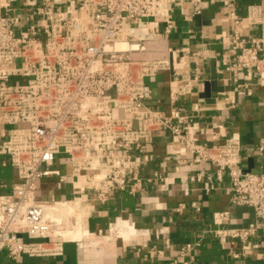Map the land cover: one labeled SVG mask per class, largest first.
I'll use <instances>...</instances> for the list:
<instances>
[{"label": "built area", "instance_id": "built-area-1", "mask_svg": "<svg viewBox=\"0 0 264 264\" xmlns=\"http://www.w3.org/2000/svg\"><path fill=\"white\" fill-rule=\"evenodd\" d=\"M15 1L0 4V155L20 181L0 194V253L13 260L60 255L66 221L81 219L82 196L106 203L116 192H142L146 144L160 131L173 137L177 164L210 165L218 181H228L232 204L254 212L245 228L208 232L241 242L243 256L257 249L264 172L242 168L240 136L199 142L192 116L177 106L163 115L150 104L148 80L171 70L179 54L165 37L177 27L172 11L183 0H30L25 22ZM229 44L224 70L236 90L243 92L241 75L264 86V41L246 43L234 30ZM57 160L70 167L68 177ZM49 177L76 195L37 200L38 184ZM195 247L182 246L171 264H198Z\"/></svg>", "mask_w": 264, "mask_h": 264}, {"label": "crops", "instance_id": "crops-1", "mask_svg": "<svg viewBox=\"0 0 264 264\" xmlns=\"http://www.w3.org/2000/svg\"><path fill=\"white\" fill-rule=\"evenodd\" d=\"M29 1L12 4L24 22L31 11ZM194 1L183 0L173 7L177 27L165 39L179 54L174 56L171 70L148 80L154 88L150 104L163 115L177 106L184 115L192 116L199 127V142L223 143L238 134L242 168L264 172V153L259 154L264 146V86L241 75L237 85L243 92L239 93L224 70L234 30L246 43L255 38L264 41V0ZM196 16L202 17L198 23ZM213 61L222 91H211L205 97L206 84L213 79ZM172 141L170 133L160 131L146 144L149 160L141 171L142 192H116L106 203L82 196L81 232L75 240L64 236L60 255L13 260L1 252L0 264H170L186 244L196 246L193 256L198 264H264V222L252 238L259 247L245 256L238 240H220L208 232L245 228L254 222V212L232 204L228 181H218L210 165L177 164L171 154ZM56 168L70 175V167L59 160ZM19 181L9 159L0 155V194H10ZM75 195L70 184L59 186L56 177L44 178L36 190L39 201H66ZM119 225L132 228L131 235H119L115 229ZM65 228L64 234L75 229L71 219Z\"/></svg>", "mask_w": 264, "mask_h": 264}, {"label": "water", "instance_id": "water-1", "mask_svg": "<svg viewBox=\"0 0 264 264\" xmlns=\"http://www.w3.org/2000/svg\"><path fill=\"white\" fill-rule=\"evenodd\" d=\"M202 17L201 16H196L195 18H194V20L198 23V21L201 19ZM206 24H208V22L206 23ZM196 30L198 31L199 29L198 28H196ZM212 77H213V79L210 81V82H208L207 84H206V94H205V97L206 96H208L209 97V95H210V92L211 91H222V88H219V86H218V84H217V81H216V68H215V65H214V61L212 62ZM246 171H250V170H246Z\"/></svg>", "mask_w": 264, "mask_h": 264}, {"label": "bare ground", "instance_id": "bare-ground-1", "mask_svg": "<svg viewBox=\"0 0 264 264\" xmlns=\"http://www.w3.org/2000/svg\"><path fill=\"white\" fill-rule=\"evenodd\" d=\"M120 226V227H119ZM118 227L115 226V229H117L116 231H119V235L121 236H130L132 233V228H129L128 225H119ZM76 230L73 231H69L67 233L64 234L66 239H74L76 236L78 237L77 233L80 231V227H76ZM81 232V231H80ZM68 237V238H67Z\"/></svg>", "mask_w": 264, "mask_h": 264}, {"label": "rangeland", "instance_id": "rangeland-1", "mask_svg": "<svg viewBox=\"0 0 264 264\" xmlns=\"http://www.w3.org/2000/svg\"><path fill=\"white\" fill-rule=\"evenodd\" d=\"M78 226H79V224H78V225H76V226H74V228H76V227H78ZM74 230H76V229H74ZM67 238H68V237H67ZM76 239H77V238H76ZM68 240H75V239H72V238H71V239H69V238H68ZM170 264H171V263H170Z\"/></svg>", "mask_w": 264, "mask_h": 264}]
</instances>
